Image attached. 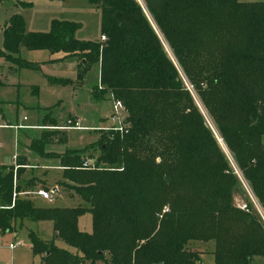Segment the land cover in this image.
<instances>
[{"label":"trees","instance_id":"1","mask_svg":"<svg viewBox=\"0 0 264 264\" xmlns=\"http://www.w3.org/2000/svg\"><path fill=\"white\" fill-rule=\"evenodd\" d=\"M139 1L86 0L99 10L103 40L74 38L78 24L67 21L28 32L17 14L0 28V58L28 69L36 64L20 49L75 58L76 81L96 68L89 95L124 109L122 132L102 131L86 148L60 153L46 147L63 146L74 121L40 117L27 150L57 161L56 184L78 203L34 207L17 195L24 157L15 170L0 166V234L50 222L51 240L28 233L40 264H197L191 241L212 242L213 264H250L264 256V218L237 176L264 216V0ZM94 146L95 156L87 153ZM25 184L47 190L37 178ZM84 214L89 232L77 227Z\"/></svg>","mask_w":264,"mask_h":264},{"label":"rangeland","instance_id":"2","mask_svg":"<svg viewBox=\"0 0 264 264\" xmlns=\"http://www.w3.org/2000/svg\"><path fill=\"white\" fill-rule=\"evenodd\" d=\"M18 1L20 3H18ZM238 1L255 2L260 0ZM15 2H17L19 6L17 5L15 7ZM12 13L18 14L22 18L25 30L29 32H47L49 30L51 20H56L77 23L78 28L74 32V38L78 40L96 41L99 37V10L89 5L86 0H0V27L9 19L11 15H13ZM23 52H27L28 55H25L24 53L27 59H35L40 62L46 61V59L44 60L46 57L44 52ZM165 52L168 57L172 59L170 52L166 47ZM1 59L0 65H2L3 61V59ZM5 64L6 63H4V65ZM46 65L47 64H44L43 67L36 65L35 69L16 67V71L13 75L6 76V83L8 86L0 87V124L11 125L15 122L33 124L37 120V111L41 116L49 115L50 117L57 119L60 118L59 116L61 115L65 116L67 112L72 115L75 114V106L69 100L71 98H69L59 87H50L46 84V76L75 80L74 72H71V70L66 68L65 61L62 64L50 67ZM37 66L39 68H37ZM3 67L0 68V78L3 72ZM180 77L184 85L192 93L191 88L185 82L181 74ZM193 97L195 99V103L202 111L206 125L211 126L194 95ZM108 100H110V98ZM101 105L102 104L99 106ZM104 107V109L99 108V112L97 113L95 112L97 108L88 106L84 100L80 101L78 103V108L76 109V114H79L82 117L78 122L79 129H70L65 131V144L63 146H47L46 151L56 153L61 149L80 150L95 142L101 135V128L108 126L107 116L111 103L109 102L105 104ZM107 107L109 108L106 114ZM1 114L3 116H1ZM22 117H25L26 121L23 122ZM86 127L89 128L86 129ZM36 128L37 126L30 130H24V132L28 133V136H31V138L37 137L40 134V131L36 130ZM20 140L21 131L13 130V128L9 126H0V154L5 155L8 158H10L12 154H19L21 151L18 144ZM260 142L264 147V135L260 137ZM218 143L223 148L219 140ZM224 152L229 159L231 167L235 171L234 173H237V170L232 164L227 152L225 150ZM87 153L93 156L97 155V147L94 146L93 149H88ZM32 155L35 156L34 154ZM34 158L35 157H33L32 160H29V162L27 161V164L31 163L30 165H33V167L28 165L27 170L29 171L32 169L33 175L35 176L44 175V179L51 191V187L54 182L60 180L59 172L52 167L56 166V162L53 161L54 159L49 160L52 158H38L35 162L33 161ZM237 177L244 191V195L252 203L253 207L261 217V214L263 215V213L251 196L247 185L240 178L239 174ZM57 188L60 194H63L64 196L69 194V192L64 190L62 187L57 186ZM52 194L53 196L50 201L33 198V206L39 208L74 207L77 204H75V202L68 197L65 198L60 195L58 196L53 192ZM235 203L242 208L244 207V203L238 197H236ZM77 226L80 231L89 232L91 228L89 215L84 214L80 216ZM29 232L35 234L36 237L42 241H49L52 238L50 222L26 221L15 231L0 234V264H40L39 257L32 254L28 239ZM15 242H20L21 245L10 250L8 245L14 244ZM212 248L213 244L211 241L206 243L191 241L187 246L189 251L199 252V262L197 264H213ZM250 264H264V256L254 257Z\"/></svg>","mask_w":264,"mask_h":264},{"label":"crops","instance_id":"3","mask_svg":"<svg viewBox=\"0 0 264 264\" xmlns=\"http://www.w3.org/2000/svg\"><path fill=\"white\" fill-rule=\"evenodd\" d=\"M241 2H250V1H241ZM18 3H20V2L18 1ZM18 3L15 2V7L18 5ZM12 14H15V13H12ZM6 22H4L3 25L0 28H2ZM0 35H1V32H0ZM99 38H100V35L98 37V40H99ZM23 51H27V50L20 49L18 56L20 57V59H22V60H24L26 62L35 63L36 65H38V66L40 65L41 67H43L44 64H47L46 66L50 67V66H54V65H57V64H62L65 61L66 62V68L69 69V70H71V72L73 71L74 72V75L76 74L77 62H76V59L75 58H72V57H64L60 53L49 55L45 51H38V52H44L46 54V57L44 58V60L46 59V61H47V63H46V61L45 62H43V61L40 62V61L35 60V59H32V60L27 59V57H25V55H28V54H27V52H23ZM24 53H25V55H24ZM4 63H6V64L4 65ZM2 65L3 66H6V67H3ZM2 65H0V68L3 67V72H2L1 78H0V87L8 86L7 83H6V76L7 75H13L15 73V71H16V66L14 64L10 63V62L5 61L4 59L2 61ZM74 78H75V76H74ZM64 79H67V78H64ZM68 80L70 81V83L69 84H66V85H62V86H60V85H49L47 82H46V84L49 85L50 87H54V86L59 87L60 89H62V91H64V93L69 98H71L69 100L75 106V114L72 115L69 112H67L65 116H62L61 115V116H59L60 118H58V119H62V118L64 119L65 117L69 116L74 121V124L77 125V127H78L79 126L78 125V122L81 120L82 117H81V115L76 114V109L78 108V103L80 101L84 100V102L88 106L97 108V110L95 112L98 113L99 112L98 111L99 108L100 109H104L105 108L104 107L105 104L109 103L110 100H108L109 99L108 95H105L100 100H95V99H93L89 95V92H90L91 87L97 81V71H96V68L90 70L84 76V78L82 80H80V81H78V80L76 81V78H75V80H71V79L68 78ZM100 104H102V105L99 106ZM108 108L109 107H107L106 114L108 112ZM36 113H37V120L33 124H22V123H19V122H15L14 124H11V125H2V124H0L1 127L9 126V127H12L13 130L21 131V140L18 143L19 144V147L21 148L20 153L19 154H12L10 156V158H8L5 155L0 154V166L12 167V169L15 170L17 168L18 160H20V159H22L24 157V159L26 161V166L23 169L22 174L18 177L17 183L20 185V187L21 186L24 187V190L25 191H22L21 193H24L23 196H26L27 198H30V201L31 202H32V199L33 198H35V199L38 198V199L44 200V199H42L41 197H39V196H37L35 194V192L37 190H43V191H46V192L47 191H50L49 190V186L46 183V180L44 179V175L35 176V175H33L32 169L29 170V171L27 170L28 169V165L31 164V163L30 164H27V161L29 162V160H32V158L35 157L33 159V161L36 162L38 160V158H39L37 156H33L32 153L27 150V145H28V142H29V139L31 138V136H28V133H25L24 132V130L33 129V127H35V126H37L36 130H39V131L41 130L38 127L39 126L38 120L40 119L41 115H39V112L38 111ZM1 116H3V115L1 114ZM22 121L23 122L26 121L25 117H22ZM88 128L89 127H86V129H88ZM70 129H73V128H68V129H66V131H68ZM60 152H62V149L59 152H56V153H60ZM39 159H47V158H39ZM49 160H53V159H49ZM53 161L56 162V164H55L56 166H52V167L59 172V176H60V171H59V169L57 167V161L55 159ZM13 163L15 164L16 168L13 166L14 165ZM30 166L33 167V165H30ZM30 178H37V179H39L40 182L47 188V190L41 189L38 184H36L35 186H29V187H27V185L25 183ZM58 181H61V177H60V180H58ZM58 181H55L54 182V184L51 187L52 188L51 191L55 190L54 191V194L55 195H58V196L60 195V196H63L65 198L68 197V198L72 199L75 202V204L78 203V200L75 197L70 196L69 194L66 195V196H64L63 194H60V192H59V190L57 188V184H56ZM77 222H78V220H77Z\"/></svg>","mask_w":264,"mask_h":264},{"label":"built area","instance_id":"4","mask_svg":"<svg viewBox=\"0 0 264 264\" xmlns=\"http://www.w3.org/2000/svg\"><path fill=\"white\" fill-rule=\"evenodd\" d=\"M103 36L100 37V40H103ZM188 89V88H187ZM189 90V89H188ZM111 107L109 109V113L107 116V121H108V126L101 128V131H118L122 132L123 131V115H124V109L122 104L119 101L110 99ZM73 129H79L76 125L74 126ZM14 164V163H13ZM15 168V164L13 165ZM82 166L87 167V162L85 160L82 161ZM24 193L17 194V195H23ZM35 194L39 197H41L44 200L50 201L52 199V192L51 191H43V190H37ZM13 197L15 194L13 193ZM262 219L264 216L261 214ZM20 242H15L14 244H9L8 248L11 250L17 246H20Z\"/></svg>","mask_w":264,"mask_h":264},{"label":"water","instance_id":"5","mask_svg":"<svg viewBox=\"0 0 264 264\" xmlns=\"http://www.w3.org/2000/svg\"><path fill=\"white\" fill-rule=\"evenodd\" d=\"M136 1L138 2L139 5L141 4L139 0H136ZM54 191H55V190H53L52 192L54 193Z\"/></svg>","mask_w":264,"mask_h":264}]
</instances>
